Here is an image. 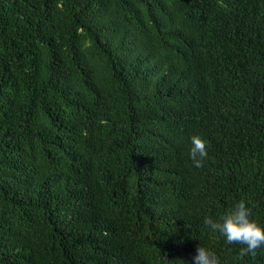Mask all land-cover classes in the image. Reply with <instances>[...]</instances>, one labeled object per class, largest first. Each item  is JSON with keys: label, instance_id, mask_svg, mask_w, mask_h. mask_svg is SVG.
I'll return each mask as SVG.
<instances>
[{"label": "trees", "instance_id": "1", "mask_svg": "<svg viewBox=\"0 0 264 264\" xmlns=\"http://www.w3.org/2000/svg\"><path fill=\"white\" fill-rule=\"evenodd\" d=\"M239 200L264 225V0H0V264H264L205 222Z\"/></svg>", "mask_w": 264, "mask_h": 264}, {"label": "clouds", "instance_id": "2", "mask_svg": "<svg viewBox=\"0 0 264 264\" xmlns=\"http://www.w3.org/2000/svg\"><path fill=\"white\" fill-rule=\"evenodd\" d=\"M189 158L196 168L203 166L207 156V141L199 133L189 138ZM206 224L213 231L221 234L231 244L239 242L245 247L240 249V255H255L256 249L264 246V225L253 219L250 207L245 200L235 202L233 207L218 218H206ZM193 264H220L215 251L199 245L192 257Z\"/></svg>", "mask_w": 264, "mask_h": 264}]
</instances>
